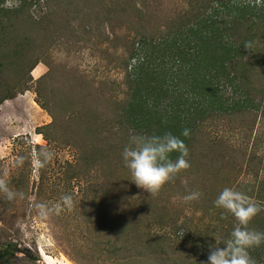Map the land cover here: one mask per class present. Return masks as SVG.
<instances>
[{
	"label": "trees",
	"instance_id": "trees-1",
	"mask_svg": "<svg viewBox=\"0 0 264 264\" xmlns=\"http://www.w3.org/2000/svg\"><path fill=\"white\" fill-rule=\"evenodd\" d=\"M17 1L16 8L8 9L4 7L5 1L0 0V105L30 90L35 83L36 102L52 118L50 123L37 127L36 134L42 135L48 144H64L76 153L75 161L68 163V181L89 178L95 183L102 172L108 188L116 192L128 188L129 177L121 152L130 134L162 135L165 132L179 136L184 142L189 165L198 163L199 171L205 170L200 178L205 179V173L209 176L205 181L192 184L196 187L189 184L184 187L188 192L198 190L202 193L200 199L191 204L213 213L211 222L203 230L204 236L200 237L208 248L203 258H199L198 253L194 257L192 251L185 248L186 240L177 238L181 227L176 226L175 221L170 223L175 227L168 226L163 221L166 217L144 216L143 209L138 206L133 207V213L129 211L130 217L124 208L110 216L101 207L98 195L93 197L94 202L87 200L84 206L76 207L77 213H72L68 219L84 223L91 239V246L86 247L85 252L80 245L76 246L75 255L90 264L105 260L102 259L104 254L108 258L118 255L122 260L138 259L147 264H201L206 261L209 245L214 244L215 239L222 242L228 238L236 224L231 214L214 206V200L223 189L218 188L216 176L227 174L232 178V174L242 172L241 183L238 185L234 179L237 187L233 189L264 205V153H259L261 143L258 146L256 142L262 130V125L258 128V124L264 122V3L187 0L184 15L164 18L149 15L148 6L157 0H145L144 11L132 0H120L110 7L104 5V0H80L81 6L72 12L81 20L80 30L73 27L70 19H65L62 26L55 29V34L64 36L67 44L77 36L84 49L92 53V50L97 51V47L92 48L97 43L90 41L94 27L108 25L113 39H105V43L126 41L123 70L127 87L113 99H101L84 71L59 65L62 70L59 75L66 73L70 80L73 78L79 95L78 102L60 112L59 107L53 110L47 100L50 83L58 76V66L42 59L50 45L46 41L37 45L23 30L24 25L17 27L21 22L33 20L31 15H45V11H31V8L46 0ZM220 7L224 8L225 15L216 14ZM22 15H28L29 19L23 21ZM117 26L127 27L129 36L122 38L114 29ZM42 28L48 39L52 23L47 21ZM104 50V55L113 56L108 52L110 49ZM39 63L47 66L48 71L33 80L31 73ZM106 101L117 105L111 111L105 106ZM67 113L70 117L63 123L60 114ZM99 121L105 123L104 130ZM252 123L254 129L250 128ZM208 128L211 129L206 130ZM183 129L189 130L187 137L181 136ZM240 135L244 140L242 146L235 142ZM176 155L173 153L171 158L174 160ZM90 187L95 192L98 190L97 185ZM130 187L133 189V185ZM153 217L162 222L143 221V218ZM98 218L106 225L103 240H98L101 230ZM249 227L264 232V211L253 218ZM249 252L258 264L264 256V244ZM11 256L13 246L6 244L0 250V262L10 261Z\"/></svg>",
	"mask_w": 264,
	"mask_h": 264
},
{
	"label": "rangeland",
	"instance_id": "rangeland-1",
	"mask_svg": "<svg viewBox=\"0 0 264 264\" xmlns=\"http://www.w3.org/2000/svg\"><path fill=\"white\" fill-rule=\"evenodd\" d=\"M4 1V7L8 9H14L18 6L17 0ZM79 1H40L32 6L31 11H45V15H31L33 20H28L29 22L23 24L21 22L20 25H17V27L24 25L23 30L32 36L37 45H42L45 41L50 45L47 55L42 56V59L58 66L56 70L58 76L53 78L50 83L49 93L47 92L49 99L47 100L53 110L59 107L60 112H63L70 104L78 102L79 95H77L78 91L75 88L76 83L73 78L70 80L66 73L63 76L59 75V73H62L59 65L62 68H77L79 71H84L92 82L93 91L101 99H106V97L113 99L114 96H119V93L127 87L124 84L127 79L123 70L124 60L126 59V41L121 39L117 42L105 43V39H113L108 25L99 24L98 28L97 26L94 27V36L90 41L97 43V46L92 47H97V51L92 50V53L89 52V49H84V44L77 36L67 44L64 36L60 37L55 34V29L60 28L65 19H70L73 27L78 31L80 30L81 20L79 16H75L77 14H72L81 6ZM104 1V5L109 7L120 2V0ZM132 1L135 2L137 8H142L143 11L146 9L142 7V5H145L143 3L145 0ZM186 1L157 0L156 3H150L148 6L151 11L149 15H162L164 18L169 15L172 16L171 18H177L179 15H184L187 9L184 4ZM235 1L251 5L264 3V0ZM216 14L225 15L226 13L224 8L220 7L216 10ZM22 17L23 21L29 19L28 15H22ZM43 19L45 20L43 21ZM47 21L52 23L51 34L48 39L45 37V31L42 28L43 23H47ZM82 22L85 24L84 21ZM88 27L90 28V26ZM114 29L122 38L129 36L127 27L117 26ZM104 48L110 49L108 52L112 53L113 56L109 57V54L106 53L104 55L103 53L106 51ZM133 63L134 61H132ZM47 71L48 67L43 63H39L31 73L33 80L43 76ZM61 77H64V79ZM34 89L35 83L31 84L30 90L23 94H16L12 99L6 100L0 105V179L5 180L13 190L24 193L23 199L11 201L0 195V250L4 249L6 244L13 246L11 260L0 262V264H90L84 258L75 255L76 246L80 245L84 252L86 247L91 246V239L86 233V225L78 220L68 219L72 213H77L76 207L84 206L87 200L94 202L95 198L93 197L97 195L101 200V207L107 210L110 216L118 214V211L124 208V211L130 217V214L133 213V207L138 206L143 209L144 216L147 214V217H149L150 214H155L166 217L163 221L168 226L175 227V225L170 224L171 221H175L176 226L181 227L177 233V238L186 240L184 242L185 248L191 250L194 257L195 253H198L199 258H203L207 254L208 248L200 237L204 236L203 230L205 225L211 222L210 215H213V213L207 212L201 206H194L191 202L182 200V197L188 192L184 188L185 184L192 185L195 182L205 181L209 178L206 173L203 176L205 179L200 178V173H204L205 170L200 172L198 163L191 164L189 168L178 173L156 193H149L137 187L131 181L132 177L127 168L125 172L129 177V187L122 188L119 192H116V189L112 187L108 188L102 172L99 173L98 180L95 183L91 182L89 178L68 181V163L75 161L76 153L64 144H48L42 135L36 134L35 129L50 123L52 118L36 102ZM259 98L260 95L258 94L256 99ZM112 105L113 103L105 102V106L111 111L117 104ZM97 106L95 105L96 108ZM69 114H60L61 121L67 120L70 117ZM261 125L262 130L257 135L256 142H258V146L261 143L259 153L262 155L264 153V150H262L264 145V122H259L258 128ZM105 127L106 125L103 123V130ZM250 128H255L254 123L251 124ZM253 135L254 131L252 137ZM235 142L239 146L244 144L241 135L235 138ZM41 152H51L52 156L47 162H43ZM37 159L42 161V166L34 163ZM104 167L107 168V165H104ZM241 173L232 174V178H229L227 174L216 176L218 188L237 187L234 179L237 180L239 185L242 181ZM110 178L109 175V180ZM229 179H231L230 183H224ZM209 181L212 182V179L210 178ZM90 185H97L98 190L95 192V189H92ZM131 185H133V189L130 187ZM192 186L196 187L197 185ZM206 188L209 189L208 186ZM218 188L216 189L218 190ZM132 193H134V196ZM65 194L73 197V206L70 211L65 209L59 214H53L46 218H41L37 214L34 208L37 201L55 202ZM123 202L128 204L123 205ZM129 211L132 213H129ZM147 219L152 223H155L154 221L159 224L162 222L155 217L143 218V221L148 223ZM98 220L99 228H101L98 232V240H103L106 225H104L103 220L99 218ZM183 224L185 226L182 227ZM208 234H210L209 231ZM201 245L204 247L203 249H201ZM192 247L197 248L192 250ZM34 257L36 260L33 259ZM104 258L105 260H99L97 264H147L144 261L139 262L138 259L122 260L118 255L108 258L107 254H104L102 259ZM258 264H264V256Z\"/></svg>",
	"mask_w": 264,
	"mask_h": 264
},
{
	"label": "clouds",
	"instance_id": "clouds-1",
	"mask_svg": "<svg viewBox=\"0 0 264 264\" xmlns=\"http://www.w3.org/2000/svg\"><path fill=\"white\" fill-rule=\"evenodd\" d=\"M188 135L189 130L183 129L181 136ZM173 153L177 154L174 160L171 158ZM40 155L43 162H47L52 153L41 152ZM186 157V145L179 136L171 132L162 135L130 134L128 143L121 152L123 164L132 177L131 181L149 193L158 192L178 173L189 168ZM34 163L42 166L39 159ZM0 195L9 201L24 198L23 192L13 190L3 179H0ZM201 195L198 190H192L182 200L197 201ZM72 206L73 197L65 194L55 202L37 201L34 208L41 218H46L65 209L70 211ZM214 206L231 214L236 224L228 238L222 242L215 239V243L209 245L207 260L201 264H255L249 250L264 244V232L252 229L249 225L255 216L264 211V205L239 190L225 187L214 200Z\"/></svg>",
	"mask_w": 264,
	"mask_h": 264
}]
</instances>
